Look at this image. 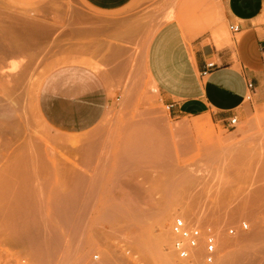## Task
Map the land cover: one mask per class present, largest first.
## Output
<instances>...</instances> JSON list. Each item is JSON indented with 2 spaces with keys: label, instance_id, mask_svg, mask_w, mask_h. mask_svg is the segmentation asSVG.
Instances as JSON below:
<instances>
[{
  "label": "rangeland",
  "instance_id": "rangeland-1",
  "mask_svg": "<svg viewBox=\"0 0 264 264\" xmlns=\"http://www.w3.org/2000/svg\"><path fill=\"white\" fill-rule=\"evenodd\" d=\"M104 17L111 20L109 28L115 33L122 29L117 21L130 23L135 38L132 52L117 50L115 60L108 61L109 49L101 48L98 38V30L107 29L105 22L98 21ZM219 17H224L221 0H131L109 13L93 10L83 0H0V172L13 158L12 153L24 152L25 145L39 153L31 158L20 155L25 158L20 161L32 166L15 171L16 182L4 183V177L0 183V264H102L104 256L105 264H157L162 242L160 220L146 228L122 210L114 223L107 224L98 218L103 209L74 206L69 211L73 229H64V186L58 184L60 189L52 196L50 172L37 164L49 161L45 158L51 155L65 158L90 151V129H80L73 113L67 123L65 114L50 111L48 96L53 87L58 92L60 83H71L74 76L84 80L95 75L105 78L108 93L106 107L98 113L102 119H150L156 115L153 113L164 112L167 119L211 120L209 113L177 115L162 104L158 95L146 102L132 91L135 73L141 71L139 57L158 24L177 19L185 25L190 21L191 26L209 28L220 23ZM217 33L231 36L228 23L212 31L215 39ZM105 37L106 33L101 38ZM115 43H119L117 39ZM67 77L70 79L65 80ZM244 103L245 110L236 114L235 127H228L222 120L209 128V135L216 137L223 149L215 164L219 167L215 190L209 187L196 208L187 211L188 216L180 213L190 220L210 222L220 230L236 227L230 240L251 233L253 237L239 246L243 258L236 264H264V191H253L264 185V102L250 98ZM100 146L99 151L106 152L109 145L103 141ZM235 147L238 152H234ZM198 172L206 181L211 179V166ZM20 190L43 193L47 207L41 202L35 205L31 197L26 198V192L23 200V193H17ZM180 208L186 209L181 203ZM27 210L32 212L25 214ZM241 221L248 224L246 230L238 228ZM144 228L149 235L141 242L137 237ZM23 231L27 233L21 234ZM24 236L26 239H22ZM67 247L73 254L66 259ZM38 250L46 253L44 257L34 255Z\"/></svg>",
  "mask_w": 264,
  "mask_h": 264
},
{
  "label": "crops",
  "instance_id": "crops-1",
  "mask_svg": "<svg viewBox=\"0 0 264 264\" xmlns=\"http://www.w3.org/2000/svg\"><path fill=\"white\" fill-rule=\"evenodd\" d=\"M83 1L93 10L109 13L131 0ZM221 4L224 17H219L220 23L209 28L191 26L190 21L185 25L177 19L158 24L139 57L141 71L135 73L132 91L141 94L146 102L158 95L162 104L177 115L197 117L209 113L211 120H106L98 114L108 101L105 78L93 75L79 80L74 76L71 83H60L58 92L53 87L48 109L65 114L67 123L73 113L80 129H90L87 134L90 151H78L73 157L65 158L51 155L45 158L49 161L37 164L50 172L52 196H56L59 185L64 186L66 231L73 229L69 211L74 206L103 209L98 218L107 224L114 223L117 213L123 210L146 228L160 220L159 228L162 219L168 223L173 215H179L177 212L188 216L187 211L196 208L209 187L212 192L215 190L214 182L219 176L215 164L223 149L218 139L209 135V128L245 110L248 81L254 85L251 100L264 102V0H221ZM98 21L106 23V30H98V38L101 48L109 49L108 61L115 60L117 50L132 52L131 42L135 38L132 39L128 21H117L122 29L116 33L109 28L110 19L104 17ZM224 22L228 26L238 25V30L230 31L229 37L217 33L215 39L212 31ZM105 33L104 40L101 37ZM116 39L119 43H115ZM209 61L214 67L202 74ZM103 141L109 145L106 152L99 151ZM36 153L30 145H25L24 152L14 151L13 158L1 167V185L4 177L5 183L16 182L15 171L32 166L20 161L25 159L19 158L20 155L31 158ZM204 166H211L209 181L198 172ZM253 191H264V185L256 186ZM26 193L35 205L41 202L47 207L43 193ZM180 203L187 210L180 208ZM146 228L137 237L141 242L149 235ZM72 251L66 248V259Z\"/></svg>",
  "mask_w": 264,
  "mask_h": 264
},
{
  "label": "built area",
  "instance_id": "built-area-1",
  "mask_svg": "<svg viewBox=\"0 0 264 264\" xmlns=\"http://www.w3.org/2000/svg\"><path fill=\"white\" fill-rule=\"evenodd\" d=\"M228 28L230 31H237L238 25L232 24ZM213 67L214 63L212 61L207 62L202 74H206ZM253 88V82L248 81L247 99L251 98ZM224 120H226L228 127L233 128L238 121V117L237 115H231ZM246 227L247 223L245 221H241L238 225L240 230H246ZM169 231L172 250L177 260L188 263L202 261L211 264L219 254L220 232L222 231L226 236L232 237L236 232V227L230 225L220 230L210 222L187 220L185 217L175 214L169 221Z\"/></svg>",
  "mask_w": 264,
  "mask_h": 264
},
{
  "label": "bare ground",
  "instance_id": "bare-ground-1",
  "mask_svg": "<svg viewBox=\"0 0 264 264\" xmlns=\"http://www.w3.org/2000/svg\"><path fill=\"white\" fill-rule=\"evenodd\" d=\"M17 69V68H16ZM159 109V108H158ZM153 114H156L152 119H155V120H165L167 119V116L164 112H161V113H153ZM152 134V133H151ZM215 140V139H214ZM225 140V139H224ZM144 141V140H143ZM146 146V145H145ZM157 146V145H156ZM39 147V146H38ZM89 148V147H88ZM156 148V147H155ZM213 148V147H212ZM236 148V147H235ZM240 148V147H239ZM83 149V148H82ZM144 149V148H143ZM216 149V148H214ZM237 149V150H236ZM234 149V152H238V148ZM233 150V149H232ZM240 151V149H239ZM37 154V153H36ZM152 154V153H151ZM18 155V154H17ZM1 181V180H0ZM9 181V180H8ZM11 181V180H10ZM5 183V182H4ZM19 185V184H18ZM23 191V190H22ZM19 193V192H17ZM23 195L20 193L18 196H23L24 197V191L22 192ZM40 193V192H39ZM26 196V195H25ZM21 198V197H19ZM22 198V199H23ZM27 199L30 198V196H27L26 197ZM23 199V200H26ZM21 199V200H22ZM19 200V199H18ZM31 201V200H30ZM29 201V202H30ZM22 202V201H21ZM26 202V201H25ZM28 202V201H27ZM28 202V204H29ZM24 203V202H23ZM16 204V203H15ZM14 204V205H15ZM25 204V203H24ZM22 204V205H24ZM27 204V203H26ZM30 205V204H29ZM44 205V204H43ZM32 206V205H31ZM29 206V207H31ZM39 206H40V203H39ZM23 207V206H22ZM109 208V207H108ZM105 209V208H104ZM25 210V209H24ZM38 210H42V209H39L38 207ZM45 209H43L42 211L44 212ZM22 211V210H21ZM31 211V210H30ZM30 211H25V214L27 212H30ZM32 212V211H31ZM41 212V211H39ZM45 213V212H44ZM43 213V214H44ZM179 213V215H181L180 212H177ZM22 214L24 215V212L22 211ZM30 214V213H29ZM42 214V213H40ZM175 214V213H174ZM184 214V213H183ZM46 217V216H45ZM184 217V216H183ZM186 218V217H185ZM187 220H190L189 218H186ZM30 219H28L29 221ZM163 221V222H162ZM161 221V224H160V229L162 230L161 232V235H160V241H162L161 243L159 242L160 244V249H159V253H158V259H157V264H206L202 261H196V262H192V263H188V262H185V261H181V260H177V258L175 257L174 255V252L172 250V246H171V235H170V231H169V222L166 223V221H164V219H162ZM169 221V220H168ZM30 223V222H29ZM22 224V223H21ZM23 226V225H22ZM248 228V224H247V227L246 229ZM22 232V231H21ZM20 232V233H21ZM36 232V231H35ZM40 232V231H38ZM25 232L23 231V233L21 234H24ZM27 233V232H26ZM25 233V234H26ZM31 233V231H30ZM24 234V235H25ZM28 235V234H27ZM32 235V234H31ZM251 233L250 235H237L236 238H233V240H230L232 237H228L226 236L222 231L220 232V235H219V254L217 256V258L214 260V262H212L211 264H228V263H232V264H236V262L238 260H241L242 258L240 257V254L241 252L239 253V246L245 242V240L247 239H250L251 238ZM25 237V238H24ZM22 239H26V236H24ZM253 237V236H252ZM31 238V237H30ZM31 241V240H30ZM29 241V242H30ZM28 242V243H29ZM31 243V242H30ZM245 244V243H244ZM55 246V245H54ZM242 246V245H241ZM57 247V246H55ZM153 248H155L153 246ZM245 250V249H244ZM151 252V251H150ZM158 252V250H157ZM35 253V251H34ZM33 253V254H34ZM245 253V252H244ZM41 255L44 257V255L46 254L45 252H43L42 250H38V253L36 252L34 255ZM37 255V256H38ZM106 255V254H105ZM246 255V254H245ZM243 256V255H242ZM40 257V256H39ZM93 257L97 258L98 256L97 255H93ZM106 257V256H105ZM105 257H103V259L100 261L102 264H105L106 263V260H105ZM240 257V258H239ZM42 258V257H41ZM251 258V257H250ZM85 259V258H83ZM245 259V258H244ZM245 261V260H244ZM94 263V262H93ZM97 263V262H96ZM95 263V264H96ZM239 264H244L243 262L242 263H239Z\"/></svg>",
  "mask_w": 264,
  "mask_h": 264
}]
</instances>
